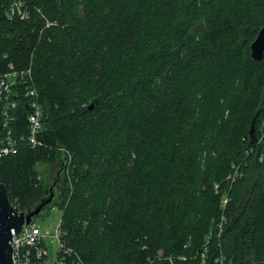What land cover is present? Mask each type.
Instances as JSON below:
<instances>
[{"label": "trees", "instance_id": "16d2710c", "mask_svg": "<svg viewBox=\"0 0 264 264\" xmlns=\"http://www.w3.org/2000/svg\"><path fill=\"white\" fill-rule=\"evenodd\" d=\"M262 26L264 0H0V73L30 69L43 113L40 144L0 158L9 203L37 202L63 151L66 264H264V138L241 178L225 165L264 134Z\"/></svg>", "mask_w": 264, "mask_h": 264}, {"label": "built area", "instance_id": "2783aa9c", "mask_svg": "<svg viewBox=\"0 0 264 264\" xmlns=\"http://www.w3.org/2000/svg\"><path fill=\"white\" fill-rule=\"evenodd\" d=\"M7 11L8 16H20L26 18L27 13L21 10L20 3H13ZM20 8V9H19ZM10 69L0 73V100L4 102V108L2 109V124L0 127V158L2 156L16 153L18 141H24L29 146L34 147L40 144L37 139V135L41 132L42 123V106L37 98V91L34 85L31 83V71L27 70H15L12 66ZM20 93L28 99L27 107L28 114L26 117L28 131L25 135L18 138L13 136L11 123L14 119L12 110L16 108V101L11 99L13 94ZM228 202V195H224V199L221 200V206H224ZM16 212L23 213L24 210L18 209L15 205L11 204ZM224 221V216L222 215ZM221 217V218H222ZM219 223V232L222 228V223ZM51 237L58 241L59 250L61 251L62 260L70 254V249L64 247L60 240V222L54 228L53 231L45 229L41 231L35 222H24L20 230L15 234L14 229L11 230V259L14 264H47V247L45 238ZM219 264L224 263L222 256L216 259Z\"/></svg>", "mask_w": 264, "mask_h": 264}, {"label": "water", "instance_id": "95a60500", "mask_svg": "<svg viewBox=\"0 0 264 264\" xmlns=\"http://www.w3.org/2000/svg\"><path fill=\"white\" fill-rule=\"evenodd\" d=\"M249 49L251 59L260 60L263 58L264 26L259 29L256 37L249 44ZM67 165L68 160L62 151L43 195L37 202L27 207L23 213L18 214L16 209L11 206L3 185L0 183V264H14L11 259V230L14 229L16 234L24 222L33 223L36 218L41 217L51 207L62 201Z\"/></svg>", "mask_w": 264, "mask_h": 264}, {"label": "rangeland", "instance_id": "374dc122", "mask_svg": "<svg viewBox=\"0 0 264 264\" xmlns=\"http://www.w3.org/2000/svg\"><path fill=\"white\" fill-rule=\"evenodd\" d=\"M8 8L7 10H9ZM20 9V8H19ZM23 12H25L24 8H21ZM264 134H256L255 125H251V129L247 130L246 135H243L241 139L244 141L246 140L248 147L239 158L233 159L232 157H227L226 159V167H227V179L234 178L239 179L243 175L246 167H247V160L248 156L251 154H258L259 146L263 143ZM253 151V152H252ZM258 161L262 160V156L259 154L257 155ZM52 163L45 162L41 163L38 166V174L39 179L46 185L48 182V177L50 174V170L52 167ZM247 170V169H246ZM218 187V186H217ZM224 193L221 196V200L224 199ZM220 200V202H221ZM61 210L57 205H54L50 208L47 213L42 214L41 217L36 218L34 222L37 224L41 231L45 229L53 231L57 224L60 222ZM45 243L47 247V257L46 263L47 264H66L61 258L58 257L57 252L59 251L58 241L51 237L45 238Z\"/></svg>", "mask_w": 264, "mask_h": 264}]
</instances>
